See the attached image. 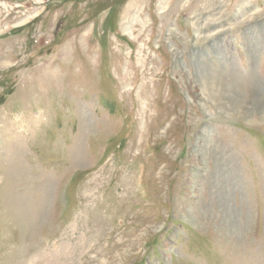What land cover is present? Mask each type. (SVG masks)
<instances>
[{
	"label": "rangeland",
	"instance_id": "obj_1",
	"mask_svg": "<svg viewBox=\"0 0 264 264\" xmlns=\"http://www.w3.org/2000/svg\"><path fill=\"white\" fill-rule=\"evenodd\" d=\"M209 67L264 87V0H0V264H264V107Z\"/></svg>",
	"mask_w": 264,
	"mask_h": 264
},
{
	"label": "bare ground",
	"instance_id": "obj_2",
	"mask_svg": "<svg viewBox=\"0 0 264 264\" xmlns=\"http://www.w3.org/2000/svg\"><path fill=\"white\" fill-rule=\"evenodd\" d=\"M230 72L219 67L199 70L196 77L202 94L212 100L214 106L221 111L238 109L243 106L244 111L249 112L254 107H264V87L259 80L246 79L240 74ZM239 111L242 110L239 109ZM60 245L59 251L63 248V244ZM55 258L59 256L52 253L44 261L47 264H53Z\"/></svg>",
	"mask_w": 264,
	"mask_h": 264
}]
</instances>
